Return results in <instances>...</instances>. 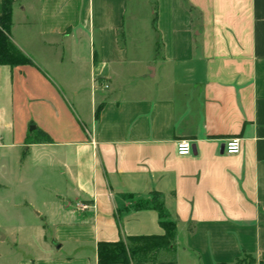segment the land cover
Wrapping results in <instances>:
<instances>
[{
    "label": "crops",
    "instance_id": "0c3cea01",
    "mask_svg": "<svg viewBox=\"0 0 264 264\" xmlns=\"http://www.w3.org/2000/svg\"><path fill=\"white\" fill-rule=\"evenodd\" d=\"M12 20L34 65L0 67V164L54 183L21 264H99L163 235L158 206L174 250L137 264L264 263V0H13Z\"/></svg>",
    "mask_w": 264,
    "mask_h": 264
},
{
    "label": "rangeland",
    "instance_id": "374dc122",
    "mask_svg": "<svg viewBox=\"0 0 264 264\" xmlns=\"http://www.w3.org/2000/svg\"><path fill=\"white\" fill-rule=\"evenodd\" d=\"M29 169V165L18 169L13 163L0 164V264H21L41 251L38 238L44 224L37 210L27 203L36 194L38 205L43 207L44 202L51 201L54 183L45 178L44 169L41 172L46 174L44 177L32 180Z\"/></svg>",
    "mask_w": 264,
    "mask_h": 264
},
{
    "label": "trees",
    "instance_id": "16d2710c",
    "mask_svg": "<svg viewBox=\"0 0 264 264\" xmlns=\"http://www.w3.org/2000/svg\"><path fill=\"white\" fill-rule=\"evenodd\" d=\"M13 0H4L0 16V67L8 66L12 69L34 65L33 62L20 51L13 42ZM99 110L97 117H99ZM36 143L51 144L52 140L42 135L34 140L28 139L27 145ZM160 226L163 235L151 236H122L118 242H100L97 246L99 264H137L158 263L160 254L164 251L172 252L177 236V224L172 221L163 207L158 206ZM236 264H264L258 263L252 256H246Z\"/></svg>",
    "mask_w": 264,
    "mask_h": 264
},
{
    "label": "built area",
    "instance_id": "2783aa9c",
    "mask_svg": "<svg viewBox=\"0 0 264 264\" xmlns=\"http://www.w3.org/2000/svg\"><path fill=\"white\" fill-rule=\"evenodd\" d=\"M225 152L230 156L239 155L241 152V141L239 139H230L225 145ZM177 153L179 156L185 157L192 154V144L188 140H181L177 143ZM87 206H82V209H87Z\"/></svg>",
    "mask_w": 264,
    "mask_h": 264
},
{
    "label": "water",
    "instance_id": "95a60500",
    "mask_svg": "<svg viewBox=\"0 0 264 264\" xmlns=\"http://www.w3.org/2000/svg\"><path fill=\"white\" fill-rule=\"evenodd\" d=\"M33 130H35V127H32V128H31V131H33Z\"/></svg>",
    "mask_w": 264,
    "mask_h": 264
}]
</instances>
